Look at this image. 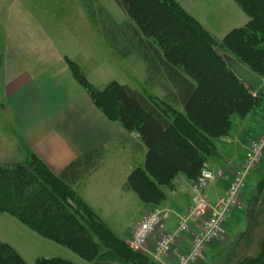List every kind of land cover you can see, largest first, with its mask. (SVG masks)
<instances>
[{
	"label": "trees",
	"instance_id": "obj_1",
	"mask_svg": "<svg viewBox=\"0 0 264 264\" xmlns=\"http://www.w3.org/2000/svg\"><path fill=\"white\" fill-rule=\"evenodd\" d=\"M233 1L249 20L229 31L218 48L214 38L175 0H114L127 18L122 25L103 20L101 6L87 5L89 18L113 54L124 58L133 53L147 61L165 82L162 86L169 99L182 108L170 118L164 113L172 104L158 103L127 84L111 81L95 89L79 67L68 61L72 75L98 110L141 139L143 167L130 172L123 190L145 205L163 202V187L170 188L178 175L196 180L216 154V141L229 135L231 117H246L264 98L262 87L251 94L223 58L233 57L264 76V0ZM64 176H54L35 156L0 167V214L87 262L109 254L126 264H159L147 254L132 251L74 193ZM0 264L26 263L0 241ZM36 264L73 263L39 258ZM240 264H264V240L258 254Z\"/></svg>",
	"mask_w": 264,
	"mask_h": 264
},
{
	"label": "crops",
	"instance_id": "obj_2",
	"mask_svg": "<svg viewBox=\"0 0 264 264\" xmlns=\"http://www.w3.org/2000/svg\"><path fill=\"white\" fill-rule=\"evenodd\" d=\"M84 1L6 2L0 20V167L35 156L54 176L64 173L74 193L108 225L109 217L121 214L137 198L123 186L131 171L143 167L145 147L136 133L125 131L98 110L68 66V61L75 63L95 89L111 81L124 83L112 76L121 71L119 61L89 18ZM175 1L199 22L191 0ZM263 132L264 101L244 118L231 117L229 135L217 143L234 156L224 157L219 152L205 165L225 173L209 187V202L226 191L234 170L244 160L247 145ZM191 184L178 175L170 188H163L166 198L155 207L172 211V226L165 228L166 232L174 229L178 215L188 209ZM152 208L142 206L128 231L117 235L127 242L141 217ZM214 243L223 241L212 242L205 252ZM189 246L190 234L182 237L177 250L183 253ZM89 264L126 263L104 254ZM163 264H176L174 256Z\"/></svg>",
	"mask_w": 264,
	"mask_h": 264
},
{
	"label": "rangeland",
	"instance_id": "obj_3",
	"mask_svg": "<svg viewBox=\"0 0 264 264\" xmlns=\"http://www.w3.org/2000/svg\"><path fill=\"white\" fill-rule=\"evenodd\" d=\"M7 1L0 0V20ZM84 2L86 6L93 4L94 9L98 5L101 6L104 11V14L101 15L103 20H111L122 25L127 19L114 0H86ZM191 5L201 24L186 10H183L193 17L214 38V43L217 48L222 38L229 31L242 27L244 20L248 19L246 14L240 10L233 0H191ZM113 55L119 61L121 70L117 72V75H114L116 74L114 72L113 77L116 76L117 80L124 82L122 84L126 83L128 86H133V89L152 100H156L158 103H160L159 101H164L172 104L173 107L167 108L164 113L166 116H170V118L173 113L182 111L180 105L173 104L169 99L167 93H165L167 88L163 90L165 88L162 86L163 81L155 74L154 68L149 66L147 61L142 60L141 57L139 58L137 54L133 53L124 58L116 56L115 54ZM154 76L155 80L153 79ZM261 78L264 80V76ZM261 89L264 95V84ZM263 101L264 98H262L259 105ZM161 107H163L162 104ZM215 146L216 154L211 155L208 161L218 156L219 152L224 157L226 155L229 158L234 156L233 153L231 154L230 149H225V146L219 145L217 141ZM248 146L249 144L247 148ZM246 178V186L241 198V207L233 213L232 217L223 227L228 238L225 239L224 235V237L218 239L219 241H223V244L214 243V246L209 252L204 251L203 258L200 260L202 264H240L246 259L255 257L260 251L264 240V152L258 164L248 171ZM144 205L138 198H135V201L129 204L121 214L109 217L107 226L116 235L124 231L127 232L137 212ZM170 226L172 225L167 221L165 228H169ZM0 241L10 245L22 257L26 264H36V260L39 258H61L73 264L90 263L82 260L67 248L57 245L30 231L17 220L6 214H0ZM214 241L216 242V240ZM108 259H104L103 261H108Z\"/></svg>",
	"mask_w": 264,
	"mask_h": 264
},
{
	"label": "built area",
	"instance_id": "obj_4",
	"mask_svg": "<svg viewBox=\"0 0 264 264\" xmlns=\"http://www.w3.org/2000/svg\"><path fill=\"white\" fill-rule=\"evenodd\" d=\"M264 152V133L249 143L242 165L234 170L232 179L224 193L209 202L207 191L218 179L222 169L212 170L204 166L190 187V205L178 215L172 231H165L172 211L155 207L146 212L134 227L127 241L129 248L149 255L155 262L163 264L164 259L174 256L176 264H196L203 258L206 247L225 235L224 224L229 215L240 209L247 173L255 167ZM190 234V246L181 253L177 250L184 235ZM152 244V251L149 246Z\"/></svg>",
	"mask_w": 264,
	"mask_h": 264
},
{
	"label": "water",
	"instance_id": "obj_5",
	"mask_svg": "<svg viewBox=\"0 0 264 264\" xmlns=\"http://www.w3.org/2000/svg\"><path fill=\"white\" fill-rule=\"evenodd\" d=\"M223 58L227 66L234 72L236 77L246 85L251 94H255L261 88L264 83L261 77L251 72L233 57L224 55Z\"/></svg>",
	"mask_w": 264,
	"mask_h": 264
}]
</instances>
